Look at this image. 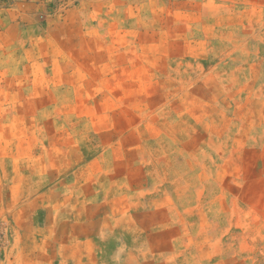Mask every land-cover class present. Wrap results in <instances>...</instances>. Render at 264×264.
<instances>
[{
  "label": "rangeland",
  "instance_id": "374dc122",
  "mask_svg": "<svg viewBox=\"0 0 264 264\" xmlns=\"http://www.w3.org/2000/svg\"><path fill=\"white\" fill-rule=\"evenodd\" d=\"M0 264H264V0H0Z\"/></svg>",
  "mask_w": 264,
  "mask_h": 264
}]
</instances>
